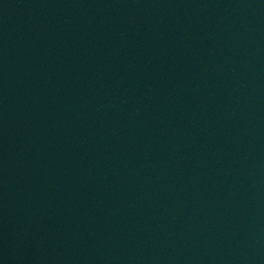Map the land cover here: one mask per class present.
<instances>
[{"label":"water","instance_id":"1","mask_svg":"<svg viewBox=\"0 0 264 264\" xmlns=\"http://www.w3.org/2000/svg\"><path fill=\"white\" fill-rule=\"evenodd\" d=\"M135 264H264V0H112Z\"/></svg>","mask_w":264,"mask_h":264}]
</instances>
